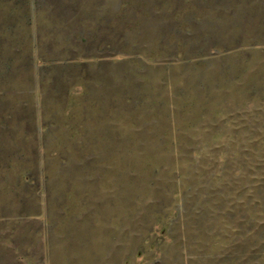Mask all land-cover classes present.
<instances>
[{
  "label": "rangeland",
  "instance_id": "obj_1",
  "mask_svg": "<svg viewBox=\"0 0 264 264\" xmlns=\"http://www.w3.org/2000/svg\"><path fill=\"white\" fill-rule=\"evenodd\" d=\"M0 264H264V0H0Z\"/></svg>",
  "mask_w": 264,
  "mask_h": 264
}]
</instances>
